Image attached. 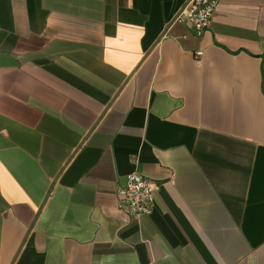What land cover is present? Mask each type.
Here are the masks:
<instances>
[{
	"label": "crops",
	"instance_id": "crops-1",
	"mask_svg": "<svg viewBox=\"0 0 264 264\" xmlns=\"http://www.w3.org/2000/svg\"><path fill=\"white\" fill-rule=\"evenodd\" d=\"M188 1L0 0V264H264V0Z\"/></svg>",
	"mask_w": 264,
	"mask_h": 264
},
{
	"label": "built area",
	"instance_id": "built-area-1",
	"mask_svg": "<svg viewBox=\"0 0 264 264\" xmlns=\"http://www.w3.org/2000/svg\"><path fill=\"white\" fill-rule=\"evenodd\" d=\"M218 0H189L176 20L186 22L197 32L208 29L213 20ZM201 55L202 52H198ZM161 182L143 175L138 170L127 176L124 186L118 190L121 210L131 218H140L153 210L155 194L160 190Z\"/></svg>",
	"mask_w": 264,
	"mask_h": 264
}]
</instances>
